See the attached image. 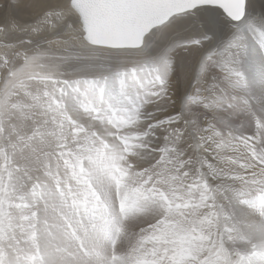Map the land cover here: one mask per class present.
<instances>
[{
  "label": "snow or ice",
  "instance_id": "obj_1",
  "mask_svg": "<svg viewBox=\"0 0 264 264\" xmlns=\"http://www.w3.org/2000/svg\"><path fill=\"white\" fill-rule=\"evenodd\" d=\"M0 264H264V0H0Z\"/></svg>",
  "mask_w": 264,
  "mask_h": 264
}]
</instances>
